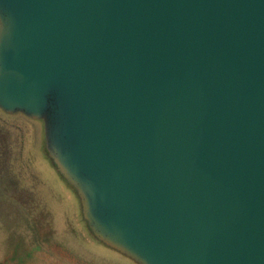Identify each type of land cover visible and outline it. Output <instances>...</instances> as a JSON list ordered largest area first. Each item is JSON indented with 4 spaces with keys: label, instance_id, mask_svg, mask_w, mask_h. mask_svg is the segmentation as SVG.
<instances>
[{
    "label": "water",
    "instance_id": "95a60500",
    "mask_svg": "<svg viewBox=\"0 0 264 264\" xmlns=\"http://www.w3.org/2000/svg\"><path fill=\"white\" fill-rule=\"evenodd\" d=\"M0 111L102 245L264 264V0H0Z\"/></svg>",
    "mask_w": 264,
    "mask_h": 264
},
{
    "label": "rangeland",
    "instance_id": "374dc122",
    "mask_svg": "<svg viewBox=\"0 0 264 264\" xmlns=\"http://www.w3.org/2000/svg\"><path fill=\"white\" fill-rule=\"evenodd\" d=\"M91 235L42 122L0 111V264H136Z\"/></svg>",
    "mask_w": 264,
    "mask_h": 264
},
{
    "label": "trees",
    "instance_id": "16d2710c",
    "mask_svg": "<svg viewBox=\"0 0 264 264\" xmlns=\"http://www.w3.org/2000/svg\"><path fill=\"white\" fill-rule=\"evenodd\" d=\"M90 235H91V233H90ZM92 236V235H91Z\"/></svg>",
    "mask_w": 264,
    "mask_h": 264
}]
</instances>
